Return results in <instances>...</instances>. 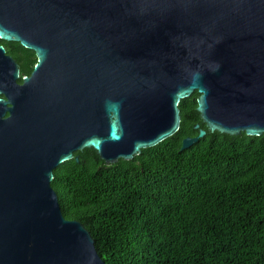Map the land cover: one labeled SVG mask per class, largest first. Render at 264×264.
Instances as JSON below:
<instances>
[{"label": "water", "instance_id": "1", "mask_svg": "<svg viewBox=\"0 0 264 264\" xmlns=\"http://www.w3.org/2000/svg\"><path fill=\"white\" fill-rule=\"evenodd\" d=\"M0 38L37 58L22 74L0 44V264H107L53 169L84 147L131 159L195 90L209 131L264 133V0H0Z\"/></svg>", "mask_w": 264, "mask_h": 264}, {"label": "trees", "instance_id": "2", "mask_svg": "<svg viewBox=\"0 0 264 264\" xmlns=\"http://www.w3.org/2000/svg\"><path fill=\"white\" fill-rule=\"evenodd\" d=\"M0 44L29 74L34 51ZM197 96L179 100L173 134L131 159L105 163L84 147L53 169L63 216L86 227L107 264H264V133L209 131ZM195 123L205 135L180 150Z\"/></svg>", "mask_w": 264, "mask_h": 264}]
</instances>
